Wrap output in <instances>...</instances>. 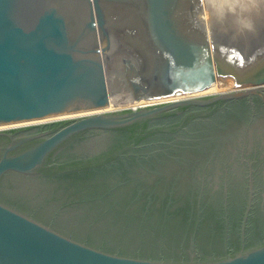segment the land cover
Returning <instances> with one entry per match:
<instances>
[{
	"label": "water",
	"instance_id": "95a60500",
	"mask_svg": "<svg viewBox=\"0 0 264 264\" xmlns=\"http://www.w3.org/2000/svg\"><path fill=\"white\" fill-rule=\"evenodd\" d=\"M203 6L0 0V126L108 107L112 71L190 94L0 128V264H264V30L218 37Z\"/></svg>",
	"mask_w": 264,
	"mask_h": 264
},
{
	"label": "rangeland",
	"instance_id": "374dc122",
	"mask_svg": "<svg viewBox=\"0 0 264 264\" xmlns=\"http://www.w3.org/2000/svg\"><path fill=\"white\" fill-rule=\"evenodd\" d=\"M203 20L207 24L210 30H214L215 34L218 35H231L237 33H245L248 28L242 27L237 23L238 19H245L250 21L251 25L255 28L257 23L264 22V0H203ZM235 9V12L227 11L228 8ZM222 12L224 13L222 15ZM229 30H232L229 32ZM233 36V35H231ZM234 37V36H233ZM112 71V70H111ZM111 75L110 80L112 84V95H117L119 98H124L125 95L129 94L122 86V76L114 71ZM229 81L231 87L229 89L221 86L222 79L218 78V88L222 91L232 90L236 88L234 80L232 78L225 79ZM221 91V92H222ZM121 95L122 97H120ZM119 105H125L121 103H112V107Z\"/></svg>",
	"mask_w": 264,
	"mask_h": 264
},
{
	"label": "bare ground",
	"instance_id": "6f19581e",
	"mask_svg": "<svg viewBox=\"0 0 264 264\" xmlns=\"http://www.w3.org/2000/svg\"><path fill=\"white\" fill-rule=\"evenodd\" d=\"M218 84L215 83L211 88L205 90L204 92H200V93H195V94H191V95H205V94H212V93H216V92H221L222 90L218 88ZM221 86L223 88H227L229 89L231 87L229 81L222 79V84ZM224 91V90H223ZM226 91V90H225ZM120 97H122L121 95H119ZM190 96V94L188 95H182V96H172V97H167L165 98L166 100H171V99H177L180 97H187ZM110 99H111V104L108 107L99 109V110H94V111H87V112H77V113H71V114H64V115H59V116H54V117H50V118H45L44 120H38V121H48V120H62V119H69L71 117H75L78 115H84V114H89V113H96V112H101V111H109V110H113V109H119V108H124V107H132L135 108L137 106L140 105H144V104H148V103H154V102H159V101H166V100H140V101H135L130 94H127L124 96V98H119L117 95H110ZM121 103V104H125V105H119V106H114L112 107V103ZM38 121H33V122H27V123H36ZM27 123H22V124H11V125H6V126H0V128H4V127H14L16 125H25Z\"/></svg>",
	"mask_w": 264,
	"mask_h": 264
},
{
	"label": "flooded vegetation",
	"instance_id": "af4514ba",
	"mask_svg": "<svg viewBox=\"0 0 264 264\" xmlns=\"http://www.w3.org/2000/svg\"><path fill=\"white\" fill-rule=\"evenodd\" d=\"M190 12V13H188ZM193 10L190 8V10H188L186 12V14L188 13V15H190V18H191V24H192V33L194 34V36H197L198 33L200 32V28H199V22L196 20L197 19V15L192 13ZM185 14V15H186ZM184 14L181 13V16L184 17L185 16ZM264 30V22L263 23H257L256 27L254 28L252 25H251V28L247 29V31H245L246 34H244V36L246 37H250L251 36V33L252 34H258L260 32H262ZM232 31V30H229V32ZM250 31V32H249ZM231 35H227V39L228 37H230ZM221 37V36H220ZM234 38V37H233ZM236 38V37H235ZM237 39H238V35H237ZM117 41L119 42V46L120 47H125V45L122 43V41H120L119 39H117ZM123 50V49H122ZM123 52V51H121ZM118 54L120 55V51L118 52ZM113 64H111L113 66V68L117 69V70H121L123 68H127V63L125 62V60L123 59V56L120 55V56H117V57H114V59L111 61ZM138 62H139V66H138V69L141 67L144 69V64L143 62L141 61L140 58H138ZM129 70V69H128ZM127 71V70H126ZM133 71V70H132ZM122 86H125V81H122ZM153 92H156V91H153Z\"/></svg>",
	"mask_w": 264,
	"mask_h": 264
},
{
	"label": "clouds",
	"instance_id": "9594fccd",
	"mask_svg": "<svg viewBox=\"0 0 264 264\" xmlns=\"http://www.w3.org/2000/svg\"><path fill=\"white\" fill-rule=\"evenodd\" d=\"M227 11H229V12H235V9H233V8H228L227 9ZM224 13L222 12V15H223ZM237 23H239L242 27H244V28H251V23H250V21H248V20H245V19H238L237 20Z\"/></svg>",
	"mask_w": 264,
	"mask_h": 264
}]
</instances>
